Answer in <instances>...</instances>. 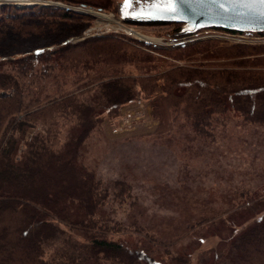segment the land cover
I'll use <instances>...</instances> for the list:
<instances>
[{
    "label": "trees",
    "instance_id": "obj_1",
    "mask_svg": "<svg viewBox=\"0 0 264 264\" xmlns=\"http://www.w3.org/2000/svg\"><path fill=\"white\" fill-rule=\"evenodd\" d=\"M32 6L0 3V264H190L177 248L181 232L225 222L222 214L186 213L166 240L134 218L115 220L106 205L130 200L131 184L100 177L86 161L88 138L147 99L159 131L183 115L207 132L229 109L264 124V44L207 38L155 49L172 61L113 35L69 37L71 10ZM234 216L258 219L225 237L208 264H264V191L248 192Z\"/></svg>",
    "mask_w": 264,
    "mask_h": 264
},
{
    "label": "rangeland",
    "instance_id": "obj_2",
    "mask_svg": "<svg viewBox=\"0 0 264 264\" xmlns=\"http://www.w3.org/2000/svg\"><path fill=\"white\" fill-rule=\"evenodd\" d=\"M80 1L66 4L65 0H59L64 6L57 3L37 4L43 6L41 9L54 10L85 6V9L81 6L80 11L68 8L71 10L68 13L72 15V19L68 20V30L74 29L76 32L69 37L83 39L85 36L113 35L166 60L174 61L172 57L154 52L155 49H172L174 46H155L153 41L146 40L155 37L160 38L164 44H172L194 37L191 42L217 38L230 44H264V33L248 37L230 30L209 27L200 29L196 35L183 34L182 23H138L122 19L117 6L121 0ZM14 6L5 11L14 8L19 11L38 9L35 5ZM95 13L106 14L116 23L100 21ZM130 30L142 37L128 34ZM176 30L181 34L172 35ZM41 60L40 57L37 66ZM5 65L11 67V64ZM128 69L135 74L139 72L127 65L125 70ZM23 94L29 95L30 91ZM126 109L142 115L132 132L128 135L111 134L109 122L117 123L121 114L103 125L102 130H94L88 138L86 161L95 166L100 177L105 182L124 179L131 184L130 200L111 203L109 197L111 201L106 206L111 207L115 220L130 224L134 218L132 224L135 221L137 229L145 226L165 240L180 230L183 221L186 223V213L197 214L205 209H212L216 213L218 211L225 222L217 217L215 221L190 225V228L181 232L184 235L186 231V234L177 242L179 252L190 259V264H208L209 259L224 247L225 237L235 235L258 219L253 217L243 223L237 216L230 219V215L248 196V192L264 191V124L249 122L239 112L229 109L221 115L213 116L207 132H196L183 115L174 122L171 129L159 131V120L152 115L148 99L127 106ZM167 222H172V227L168 228ZM114 234L115 237H124L126 233ZM178 250L174 248L170 251L175 253ZM163 251L167 256V250ZM200 256H207L206 261L201 262Z\"/></svg>",
    "mask_w": 264,
    "mask_h": 264
},
{
    "label": "water",
    "instance_id": "obj_3",
    "mask_svg": "<svg viewBox=\"0 0 264 264\" xmlns=\"http://www.w3.org/2000/svg\"><path fill=\"white\" fill-rule=\"evenodd\" d=\"M0 2L21 7L37 3H57L64 6L56 0H37L36 2L0 0ZM81 6L85 9V6ZM81 6L68 7L67 5L68 8L79 11ZM173 9L175 10L173 11ZM121 16L126 21L140 23H182L183 34H193L200 29L209 27L239 32H264V5L256 0H138L137 7L130 13L122 12ZM191 41L193 40L186 39L172 44L154 42V45L175 46Z\"/></svg>",
    "mask_w": 264,
    "mask_h": 264
},
{
    "label": "built area",
    "instance_id": "obj_4",
    "mask_svg": "<svg viewBox=\"0 0 264 264\" xmlns=\"http://www.w3.org/2000/svg\"><path fill=\"white\" fill-rule=\"evenodd\" d=\"M127 33L131 34L129 32H127ZM241 34H245V36L250 37V36L257 34V33L244 32ZM193 39H194V37L193 38L190 37L189 40H193ZM119 118H120V120H118L117 123L108 121L109 123H111L110 131H111V134H113V135H125V134L128 135L130 132H132L135 129V127H137L136 125H137L138 121L141 120L142 115H141V113H138L134 110H130V109L125 108L122 112V116Z\"/></svg>",
    "mask_w": 264,
    "mask_h": 264
},
{
    "label": "flooded vegetation",
    "instance_id": "obj_5",
    "mask_svg": "<svg viewBox=\"0 0 264 264\" xmlns=\"http://www.w3.org/2000/svg\"><path fill=\"white\" fill-rule=\"evenodd\" d=\"M118 9L122 12L130 13L135 7L138 6V0H121L118 1Z\"/></svg>",
    "mask_w": 264,
    "mask_h": 264
},
{
    "label": "bare ground",
    "instance_id": "obj_6",
    "mask_svg": "<svg viewBox=\"0 0 264 264\" xmlns=\"http://www.w3.org/2000/svg\"><path fill=\"white\" fill-rule=\"evenodd\" d=\"M96 14V13H95ZM96 16H97V18L100 20V21H104V20H107V21H109V22H111V21H113V19L110 17V16H108V15H104V14H101V13H97L96 14ZM113 22H115V21H113ZM116 23V22H115ZM117 25L119 26V24L117 23ZM129 33H131V34H135V35H137L138 36V38L139 37H142L141 36V34H137V32L135 33L134 31H129ZM145 37V36H144ZM152 40H150V39H148V41H153V42H155V43H162V40L160 39V38H151ZM167 42V41H166ZM165 43V42H164Z\"/></svg>",
    "mask_w": 264,
    "mask_h": 264
},
{
    "label": "snow or ice",
    "instance_id": "obj_7",
    "mask_svg": "<svg viewBox=\"0 0 264 264\" xmlns=\"http://www.w3.org/2000/svg\"><path fill=\"white\" fill-rule=\"evenodd\" d=\"M256 2L260 3L261 5H264V0H256ZM175 9H173L174 11Z\"/></svg>",
    "mask_w": 264,
    "mask_h": 264
}]
</instances>
